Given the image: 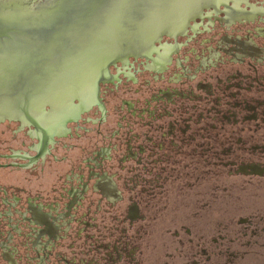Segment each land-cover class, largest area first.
<instances>
[{"label": "flooded vegetation", "instance_id": "af4514ba", "mask_svg": "<svg viewBox=\"0 0 264 264\" xmlns=\"http://www.w3.org/2000/svg\"><path fill=\"white\" fill-rule=\"evenodd\" d=\"M178 32L38 125L0 114V264H150L151 244L188 264V220L264 180V0H209Z\"/></svg>", "mask_w": 264, "mask_h": 264}, {"label": "water", "instance_id": "95a60500", "mask_svg": "<svg viewBox=\"0 0 264 264\" xmlns=\"http://www.w3.org/2000/svg\"><path fill=\"white\" fill-rule=\"evenodd\" d=\"M209 0H43L0 4V114L38 125L110 65L179 33ZM92 81V82H91ZM45 146L32 158H39Z\"/></svg>", "mask_w": 264, "mask_h": 264}, {"label": "rangeland", "instance_id": "374dc122", "mask_svg": "<svg viewBox=\"0 0 264 264\" xmlns=\"http://www.w3.org/2000/svg\"><path fill=\"white\" fill-rule=\"evenodd\" d=\"M8 172V168L2 169L1 177H15ZM246 186L243 190L241 187L225 190L221 206L223 222L217 221L220 214L217 208L204 210L200 215L207 216L201 218L192 213L194 216L188 220V264H264V180ZM242 217L249 223L241 221ZM164 252L163 247L152 248L151 244L149 263L179 264L183 259L178 255L172 259Z\"/></svg>", "mask_w": 264, "mask_h": 264}]
</instances>
